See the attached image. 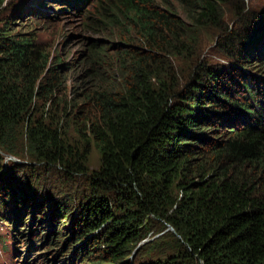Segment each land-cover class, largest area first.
Wrapping results in <instances>:
<instances>
[{
	"label": "trees",
	"instance_id": "trees-1",
	"mask_svg": "<svg viewBox=\"0 0 264 264\" xmlns=\"http://www.w3.org/2000/svg\"><path fill=\"white\" fill-rule=\"evenodd\" d=\"M82 26L93 35L81 37L83 83L69 96L65 73L80 59L0 28V215L35 202L72 234L38 254L70 251L71 263L264 264V14L244 0H97ZM206 39L227 62L202 59ZM23 154L85 175V190L45 204L21 165L2 171ZM150 233L173 238L172 252L130 261Z\"/></svg>",
	"mask_w": 264,
	"mask_h": 264
},
{
	"label": "rangeland",
	"instance_id": "rangeland-1",
	"mask_svg": "<svg viewBox=\"0 0 264 264\" xmlns=\"http://www.w3.org/2000/svg\"><path fill=\"white\" fill-rule=\"evenodd\" d=\"M68 1L75 4L78 2V0H3V5L0 7V28L8 25L18 33L33 36L36 43L52 56L58 53L67 61L73 58L75 60L80 59V53L85 49V46L81 42V37H91L93 35L91 32L86 33L82 25L86 16H95L97 0H87L84 3V6H87L81 9L75 6H68ZM84 1L80 0V3ZM156 1L159 3L163 2V0ZM58 2L60 3L59 5H57ZM244 2L249 10L253 11L257 16L264 14V0H244ZM58 7L59 9H55ZM61 8H64V10L61 11ZM108 53H111V51ZM201 57L214 64L227 62L225 57L216 50L213 39H206L204 41ZM179 64L181 67L185 66L182 69L186 70V65H183V63ZM76 66L78 73H75L73 76L72 74L65 73V76L70 80L69 84H66V94L68 96L70 94V87L79 85L82 82L81 75L85 73H81V67L83 66L81 59L75 62ZM113 72H107V74L112 75ZM38 105L39 109L42 110L45 105L44 101H39ZM48 107L49 104H46L45 108L47 109ZM68 135L70 141L81 144L79 137L72 128L68 131ZM20 148L24 147L20 145ZM89 148L91 152L89 154L88 165L91 169L98 168L100 164V152L94 144L89 145ZM23 156L25 158L6 155L4 162L5 168L2 171L11 169L13 165L14 167L21 165V167L17 168L19 170L17 173L22 178L26 176V179L30 182L39 180V183H35V187H38V184H40L39 191L41 197L45 194V197H42L45 204H47L48 200L49 202L58 199L62 201L68 199L69 201V198H72L77 192L85 190V175L75 174L71 177L67 175L66 171L60 165L37 162L30 156L24 154ZM21 183L25 184L26 180H22ZM9 199L10 195L8 196ZM38 199L36 200L39 201ZM68 201L66 200V202ZM35 206V202L26 201V199L24 203L21 201L18 204H3L2 210L6 216L0 215V264H24L25 258L23 259V257L26 256L29 257V264H87L81 260H76L71 263L69 258L70 251L64 257L55 256L57 255V250L48 251L47 258L45 256L43 257V253L38 254L47 250L46 247L50 244L59 243V246L52 247L54 249L58 248V250L61 249L62 238H64L62 235L66 234L67 240L72 234L60 222H57V219L51 213L47 214L44 211H40L35 215ZM22 209H24L23 212ZM31 213L37 219L32 224L29 221ZM21 217L22 221H19ZM39 219L43 221L39 222ZM30 231L32 232L31 235H29ZM57 236L60 238L58 239ZM161 236L162 233H150L140 243L139 247L134 249L133 254L129 257L130 261L139 263L145 260L147 258L146 251L148 248L153 249L151 255L157 256L155 253L160 245L163 249H166L167 254L171 253V245L173 247L175 246L171 242L173 238L165 237V239L156 240ZM56 240L59 241L56 242ZM75 240L76 238L72 241ZM31 243H34V245L30 249Z\"/></svg>",
	"mask_w": 264,
	"mask_h": 264
},
{
	"label": "water",
	"instance_id": "water-1",
	"mask_svg": "<svg viewBox=\"0 0 264 264\" xmlns=\"http://www.w3.org/2000/svg\"><path fill=\"white\" fill-rule=\"evenodd\" d=\"M169 229L174 230V228L172 226H170Z\"/></svg>",
	"mask_w": 264,
	"mask_h": 264
},
{
	"label": "bare ground",
	"instance_id": "bare-ground-1",
	"mask_svg": "<svg viewBox=\"0 0 264 264\" xmlns=\"http://www.w3.org/2000/svg\"><path fill=\"white\" fill-rule=\"evenodd\" d=\"M39 16V15H38Z\"/></svg>",
	"mask_w": 264,
	"mask_h": 264
}]
</instances>
